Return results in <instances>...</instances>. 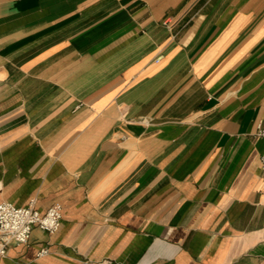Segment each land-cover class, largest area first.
Here are the masks:
<instances>
[{
	"label": "crops",
	"instance_id": "obj_1",
	"mask_svg": "<svg viewBox=\"0 0 264 264\" xmlns=\"http://www.w3.org/2000/svg\"><path fill=\"white\" fill-rule=\"evenodd\" d=\"M259 123L264 0H0V264H264Z\"/></svg>",
	"mask_w": 264,
	"mask_h": 264
},
{
	"label": "built area",
	"instance_id": "obj_2",
	"mask_svg": "<svg viewBox=\"0 0 264 264\" xmlns=\"http://www.w3.org/2000/svg\"><path fill=\"white\" fill-rule=\"evenodd\" d=\"M256 135L264 138V127L257 125ZM261 177L263 180L262 192L264 194V153L260 155ZM62 220V206L54 204L42 214L36 209V201L33 199L26 207H17L10 202L0 203V256H6L11 244L17 246L26 245L34 227L49 235L55 234ZM49 254L47 248H42L37 257Z\"/></svg>",
	"mask_w": 264,
	"mask_h": 264
}]
</instances>
